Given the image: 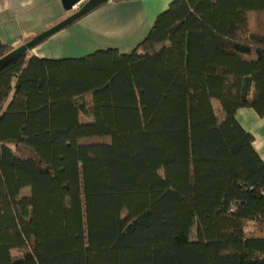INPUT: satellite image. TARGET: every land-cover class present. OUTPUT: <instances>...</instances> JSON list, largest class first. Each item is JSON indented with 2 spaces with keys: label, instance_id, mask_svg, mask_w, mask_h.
<instances>
[{
  "label": "trees",
  "instance_id": "16d2710c",
  "mask_svg": "<svg viewBox=\"0 0 264 264\" xmlns=\"http://www.w3.org/2000/svg\"><path fill=\"white\" fill-rule=\"evenodd\" d=\"M240 108L264 116V0H172L129 53L14 59L0 264H264Z\"/></svg>",
  "mask_w": 264,
  "mask_h": 264
},
{
  "label": "crops",
  "instance_id": "0c3cea01",
  "mask_svg": "<svg viewBox=\"0 0 264 264\" xmlns=\"http://www.w3.org/2000/svg\"><path fill=\"white\" fill-rule=\"evenodd\" d=\"M171 1H108L26 55L43 59H78L107 47L129 53L144 39L155 18ZM69 15L60 0H0V42L13 50ZM235 118L242 129L253 136L252 146L264 162V116H258L252 109L240 108Z\"/></svg>",
  "mask_w": 264,
  "mask_h": 264
},
{
  "label": "water",
  "instance_id": "95a60500",
  "mask_svg": "<svg viewBox=\"0 0 264 264\" xmlns=\"http://www.w3.org/2000/svg\"><path fill=\"white\" fill-rule=\"evenodd\" d=\"M64 11L72 12L71 15L61 20L57 24L53 25L49 29L40 33L39 35L31 38L27 42L23 43L19 47L13 49L6 55L0 58V70L6 65L12 62L14 59L25 56L30 50L37 45L41 44L45 40L49 39L53 35L62 31L63 29L71 26L73 23L93 12L97 8L101 7L105 3L111 0H60ZM80 5V6H79ZM79 8L76 9V7Z\"/></svg>",
  "mask_w": 264,
  "mask_h": 264
},
{
  "label": "rangeland",
  "instance_id": "374dc122",
  "mask_svg": "<svg viewBox=\"0 0 264 264\" xmlns=\"http://www.w3.org/2000/svg\"><path fill=\"white\" fill-rule=\"evenodd\" d=\"M85 1H86V0H85ZM79 6H80V5H79ZM79 6H77L76 9L79 8ZM93 12H95V11H93ZM93 12H92V14H93ZM69 14L71 15L72 12H69ZM90 14H91V13H89L88 15H86V17L89 16ZM79 20H80V19H79ZM77 35H78V33H76V36H77ZM90 40H92V37L90 38ZM104 44H109V45H110V44H112V42H105ZM107 48H112V47H107ZM104 49H106V48H104ZM112 49H115V48H112ZM25 56H27V55H25ZM28 192H29V191H28L27 189H25V190L22 191V195H27ZM251 229H252V228H251ZM249 230H250V229H249Z\"/></svg>",
  "mask_w": 264,
  "mask_h": 264
}]
</instances>
